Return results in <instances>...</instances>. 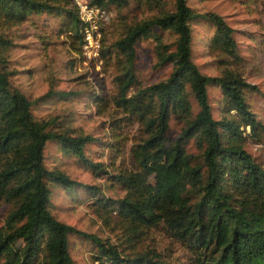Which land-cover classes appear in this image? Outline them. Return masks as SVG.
Listing matches in <instances>:
<instances>
[{"label": "trees", "instance_id": "1", "mask_svg": "<svg viewBox=\"0 0 264 264\" xmlns=\"http://www.w3.org/2000/svg\"><path fill=\"white\" fill-rule=\"evenodd\" d=\"M90 1L105 9L127 7L131 0ZM136 1L160 12L134 23L124 21L118 39L103 50V58L117 63L113 92L92 97L99 110L114 111L112 141L104 143L62 126L58 119L37 117L35 102L12 82L9 51L14 40L7 31L45 14L59 20L58 34H66L80 53L83 22L78 8L72 0H0V204L10 208L0 224V264H77L72 237L93 247L95 264H176L156 251L130 253L60 221L52 211L54 186L64 188L73 200L88 197L98 208L113 205L131 231L163 225L192 254L191 264H264V166L246 148L250 140L264 138V123L246 96L255 86L237 67L207 76L193 60L195 27L204 23L214 29L209 45L240 65L244 60L234 29L223 16L196 10L188 0ZM166 33L175 40L166 42ZM149 38L155 41L158 64L170 67L171 73L144 84L137 75V44ZM211 85L222 90L219 117L210 101ZM70 94L48 92L63 98ZM173 118L183 123L176 138L170 136ZM132 124L140 132L133 139L122 132ZM126 140L132 142L129 152L122 143ZM49 142L94 173L113 178L125 196L110 202L98 186L50 167L45 154ZM95 143L111 150L112 165L89 157L87 146ZM124 151L129 165L117 166ZM111 166L114 173L108 171Z\"/></svg>", "mask_w": 264, "mask_h": 264}, {"label": "rangeland", "instance_id": "2", "mask_svg": "<svg viewBox=\"0 0 264 264\" xmlns=\"http://www.w3.org/2000/svg\"><path fill=\"white\" fill-rule=\"evenodd\" d=\"M78 1L82 4L87 2L89 7L96 6L90 0H72L83 22V45L80 53L71 48L66 34H58L59 20L45 14L33 16L29 22L7 31L14 40V46L9 51L10 66L15 71L12 82L35 102L33 112L37 117L46 120L58 119L66 128L94 135L104 143H109L112 141L111 123L115 119L114 111L112 108L104 112L99 110L92 99L95 92L103 94L112 93L114 90L113 78L117 63L115 59L107 61V58H103V50L118 39L124 21L134 23L151 18L160 11L158 7L151 8L150 3L138 4L136 0H131L124 8H101L94 16V21H87L83 20L84 14ZM188 4L201 12L213 11L223 16L234 29L238 52L244 60L238 65L219 49L211 47L210 37L214 29L203 23L195 27L194 62L207 76L221 75L226 66L240 69L247 82L255 86L252 91H247L246 96L252 110L264 123V0H188ZM87 31H94V42L90 43L86 39ZM165 40L168 43L173 42L175 36L166 33ZM137 51V75L144 84L164 80L170 75V67L158 64L153 38L140 41ZM50 90L72 94L67 98L49 96ZM209 94L215 117H219L222 90L211 85ZM182 127L183 123L173 118L170 136L176 138ZM122 132L131 139L140 133L137 124L126 127ZM122 143L127 144L129 152L132 142L126 140ZM246 148L264 166V138L259 143L250 140ZM190 150L196 151L192 146ZM45 151L50 167L56 166L80 183L98 186L101 194L110 202L125 196L126 191L113 178L107 174L94 173L74 155L63 152L57 143L49 142ZM86 151L94 161H104L112 165L111 150L100 143L89 144ZM128 152L124 151V155L117 158V166L129 165ZM108 169L111 173L115 172L113 166ZM52 190V211L60 221L117 243L121 249H127L130 253L156 251L173 263L191 264L192 254L173 239L163 225L134 232L117 215L113 205L98 208L95 200H89L88 197L79 201L73 200L61 186H54ZM9 209L8 204H0V224ZM93 251L88 243L77 237L71 238V253L77 264H95Z\"/></svg>", "mask_w": 264, "mask_h": 264}, {"label": "built area", "instance_id": "3", "mask_svg": "<svg viewBox=\"0 0 264 264\" xmlns=\"http://www.w3.org/2000/svg\"><path fill=\"white\" fill-rule=\"evenodd\" d=\"M78 5L80 6L82 13L84 14L83 20H87V21H92V20L94 21L95 20L94 16H96L101 9V7L98 6L89 7L87 2L85 4H82L80 1H78ZM86 27H88V25ZM86 39L90 43L94 42L96 40L94 31L93 32L87 31Z\"/></svg>", "mask_w": 264, "mask_h": 264}]
</instances>
